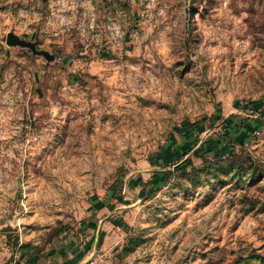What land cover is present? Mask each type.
Instances as JSON below:
<instances>
[{"label":"rangeland","instance_id":"374dc122","mask_svg":"<svg viewBox=\"0 0 264 264\" xmlns=\"http://www.w3.org/2000/svg\"><path fill=\"white\" fill-rule=\"evenodd\" d=\"M77 246L264 264V0H0V264Z\"/></svg>","mask_w":264,"mask_h":264},{"label":"crops","instance_id":"0c3cea01","mask_svg":"<svg viewBox=\"0 0 264 264\" xmlns=\"http://www.w3.org/2000/svg\"><path fill=\"white\" fill-rule=\"evenodd\" d=\"M65 249L64 252L61 253L62 255H59L56 250H54L52 256L49 258L42 257L37 260H29L26 264H87L93 256L92 252L87 248L82 249V247L77 246V249L75 247L72 249ZM71 251L74 253V257L72 253H69ZM62 258L64 261H62Z\"/></svg>","mask_w":264,"mask_h":264},{"label":"water","instance_id":"95a60500","mask_svg":"<svg viewBox=\"0 0 264 264\" xmlns=\"http://www.w3.org/2000/svg\"><path fill=\"white\" fill-rule=\"evenodd\" d=\"M6 44L8 46H19V47H23V48H30L31 50H34L35 45L24 41V40H20L19 38H17L15 35L13 34H9L6 38Z\"/></svg>","mask_w":264,"mask_h":264},{"label":"trees","instance_id":"16d2710c","mask_svg":"<svg viewBox=\"0 0 264 264\" xmlns=\"http://www.w3.org/2000/svg\"><path fill=\"white\" fill-rule=\"evenodd\" d=\"M196 155H198V154H196ZM200 156H202V155H200Z\"/></svg>","mask_w":264,"mask_h":264}]
</instances>
